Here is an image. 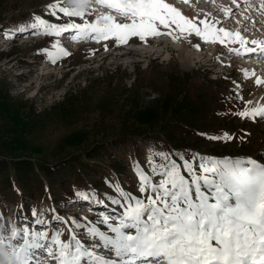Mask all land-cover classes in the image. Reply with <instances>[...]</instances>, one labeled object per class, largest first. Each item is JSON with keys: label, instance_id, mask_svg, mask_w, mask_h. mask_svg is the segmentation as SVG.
Segmentation results:
<instances>
[{"label": "rangeland", "instance_id": "rangeland-1", "mask_svg": "<svg viewBox=\"0 0 264 264\" xmlns=\"http://www.w3.org/2000/svg\"><path fill=\"white\" fill-rule=\"evenodd\" d=\"M182 1L175 0L186 6ZM54 2L0 0V27L27 25L36 15L55 23L94 19L92 11L82 18L62 13H57L59 19L51 17L46 7ZM201 6L207 7V2ZM218 13L213 14L221 17ZM72 34L56 37L29 30L0 37V228L6 224L1 233L25 220L19 221V216L32 218L31 209H55L69 226L72 218L84 222L83 218L95 220L101 212L111 213L117 206H109V197L115 195L110 184L121 182L126 191L140 196L135 164L149 171L146 157L151 151L264 162V120L235 115L264 105V83H255L257 77L264 80V70L248 69L251 63L263 64V57L236 55L192 35L191 58L185 62L178 56L179 38L167 34L147 37L146 42L131 37L119 46L115 38L73 41ZM56 41L69 55L52 63L43 50L55 57ZM153 92L158 97L149 99ZM224 133L233 138H210ZM96 149L103 158L88 157ZM21 162L33 173L28 178L31 190L23 192L22 199L16 169ZM79 192L98 193L110 204L91 207L100 204L90 199L88 204ZM16 202L21 209L8 215ZM52 215L49 211L47 219ZM68 235L65 228L63 238Z\"/></svg>", "mask_w": 264, "mask_h": 264}, {"label": "snow or ice", "instance_id": "snow-or-ice-1", "mask_svg": "<svg viewBox=\"0 0 264 264\" xmlns=\"http://www.w3.org/2000/svg\"><path fill=\"white\" fill-rule=\"evenodd\" d=\"M94 5L111 11H99ZM259 7L264 9V2ZM46 11L57 19V13L82 18L92 11L94 19L55 23L36 15L18 30L56 37L71 32L73 41L115 38L118 46L131 37L146 42L147 37L162 34L174 39L195 35L205 42H218L236 55L264 57V41H249L239 30L217 27L219 21L208 17L197 22L165 0H82L71 5L56 0ZM230 11L225 9L226 14ZM119 17L126 22H119ZM158 25L169 31H160ZM52 47L55 57L43 50L52 63L69 55L59 41ZM255 83L264 80L257 77ZM235 115L264 120V105ZM210 138L233 137L224 133ZM146 164L149 171L139 162L134 169L141 195L110 184L115 195L109 198L117 207L111 213L101 212L95 220L72 218L69 226V220L55 209H31L32 219L25 218L15 229L0 233V244L5 247L0 259L6 253V264H264V162L151 151ZM77 195L91 199L84 192ZM95 202L105 203L102 199ZM49 211L51 220L47 219Z\"/></svg>", "mask_w": 264, "mask_h": 264}, {"label": "bare ground", "instance_id": "bare-ground-1", "mask_svg": "<svg viewBox=\"0 0 264 264\" xmlns=\"http://www.w3.org/2000/svg\"><path fill=\"white\" fill-rule=\"evenodd\" d=\"M202 1L207 2V7H198ZM165 2L172 4L180 10L182 14L188 16L189 18H195L197 22L199 19L208 17L209 19L219 21L217 27H224L225 24H228L229 26L227 28L224 27L225 29L232 31L239 30L242 35L248 38L249 41L253 39L264 41V32L261 31V28L264 27V9L259 7L264 0H228L225 2L223 0H183L182 3H186V6L178 5L175 0H165ZM247 5V9H241ZM225 9H230V13L226 14ZM216 11L221 13V17L213 14ZM237 14H239L240 17ZM249 33H253V35H249ZM178 38L181 43V46L178 49V56L180 60L188 62L191 58V54L188 52V46L193 44L192 35L186 38ZM216 45L222 46L225 50H228L226 46L221 45L218 42ZM202 58L199 59V61H201ZM262 63L263 64H259L257 62L251 63V67L248 69L262 68L264 70V62ZM97 199V196H91L90 200L95 203Z\"/></svg>", "mask_w": 264, "mask_h": 264}, {"label": "trees", "instance_id": "trees-1", "mask_svg": "<svg viewBox=\"0 0 264 264\" xmlns=\"http://www.w3.org/2000/svg\"><path fill=\"white\" fill-rule=\"evenodd\" d=\"M103 155H104V153L101 150H97L96 149L94 152L93 151L89 152V156L88 157H91V158H103ZM16 169H17V174L19 176L18 177L19 186H20V188H22L21 189L22 194H23V192L26 194V192L27 191L29 192V189H30V187H28V185H29L28 184L29 183L28 182L29 181L28 178L30 179L31 177H33V173L30 174V171L28 172V170L25 168V164H23L22 162L19 163L16 166ZM0 171H1V168H0ZM45 198H46V196H45ZM42 200H43V198H42ZM18 206L19 205H17V202H16V204L14 205V207H16V208H12V210L9 211L8 215L13 213L14 210H18Z\"/></svg>", "mask_w": 264, "mask_h": 264}, {"label": "clouds", "instance_id": "clouds-1", "mask_svg": "<svg viewBox=\"0 0 264 264\" xmlns=\"http://www.w3.org/2000/svg\"><path fill=\"white\" fill-rule=\"evenodd\" d=\"M74 2L76 3H82V0H74ZM158 97L157 93H152L151 96L149 97V99H156ZM0 264H4V261L2 259H0Z\"/></svg>", "mask_w": 264, "mask_h": 264}]
</instances>
